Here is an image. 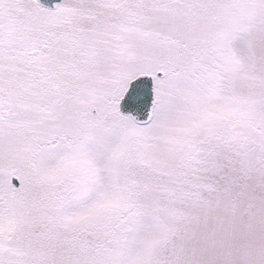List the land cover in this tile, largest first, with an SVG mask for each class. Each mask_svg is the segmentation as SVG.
<instances>
[{"label": "snow or ice", "instance_id": "snow-or-ice-1", "mask_svg": "<svg viewBox=\"0 0 264 264\" xmlns=\"http://www.w3.org/2000/svg\"><path fill=\"white\" fill-rule=\"evenodd\" d=\"M0 264H264V0H0Z\"/></svg>", "mask_w": 264, "mask_h": 264}]
</instances>
